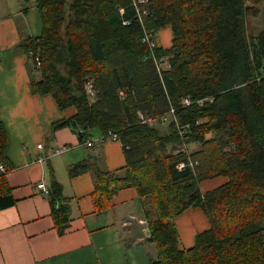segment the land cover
Returning a JSON list of instances; mask_svg holds the SVG:
<instances>
[{"label":"trees","instance_id":"obj_1","mask_svg":"<svg viewBox=\"0 0 264 264\" xmlns=\"http://www.w3.org/2000/svg\"><path fill=\"white\" fill-rule=\"evenodd\" d=\"M261 5L264 0H35L41 31L17 45L40 60L37 66L29 57L30 90L51 93L60 109L74 107L71 117L52 123V132L71 127L80 143L84 136L117 134L123 167L104 171L84 160L69 173L94 171L95 212L118 189L136 190L156 248L147 264H264V26L254 33L246 26ZM163 27L171 29V45L151 50L144 35L156 39ZM161 57L167 65L157 69ZM6 144L0 122V163ZM4 174L0 209L14 202L2 190ZM210 179L223 181L202 192L201 182ZM48 191L63 233L67 199L55 180ZM188 208H199L208 227L181 247L175 218Z\"/></svg>","mask_w":264,"mask_h":264},{"label":"crops","instance_id":"obj_2","mask_svg":"<svg viewBox=\"0 0 264 264\" xmlns=\"http://www.w3.org/2000/svg\"><path fill=\"white\" fill-rule=\"evenodd\" d=\"M31 13L34 19L38 15L35 0L0 2V122L7 136L3 163L10 168L1 187L14 200L0 209V264H147L156 256V248L149 240L145 208L136 190L118 189L110 205L95 212L91 198L94 171L69 173L73 164L84 160L93 168L119 170L125 164L120 142L107 139L85 146L71 127L52 132V123L71 117L74 107L60 109L51 93L30 90L31 62L17 45L40 33V20L36 26L29 23ZM171 38L170 27H163L157 32L156 44L168 48ZM61 146L70 150L64 156L53 155ZM39 156L45 159L36 161ZM53 180L59 183L70 211L63 233L54 225L49 195L38 186L43 183L49 190ZM222 181L204 180L200 188L205 192ZM187 213L200 215L203 228L192 235L190 226L188 239L193 243L186 246L179 218H175L181 247L192 246L195 235L208 227L199 208H188L178 216Z\"/></svg>","mask_w":264,"mask_h":264},{"label":"built area","instance_id":"obj_3","mask_svg":"<svg viewBox=\"0 0 264 264\" xmlns=\"http://www.w3.org/2000/svg\"><path fill=\"white\" fill-rule=\"evenodd\" d=\"M135 2H138V3H142L144 2V0H135ZM139 11V10H137ZM143 14H147V11L146 10H143L142 11ZM155 35H153L152 33H146L144 35V38H143V42L146 43L148 45V47L152 50L156 47V40H155ZM27 55L31 58L34 59V62L37 66H39L40 64V60H39V57L37 55L34 54V52L32 50H28L27 52ZM156 66H157V69H161L163 68L162 66L164 64L167 65V59L166 58H163L161 57L160 59L156 60ZM86 89L87 91L90 93V94H93V89H92V84L91 82H88L86 84ZM184 103L188 104L189 103V99L188 98H185L184 99ZM170 113H173V109L170 110ZM139 116L141 118H143L142 114H139ZM148 121H151L150 119ZM84 141L82 143H80L81 145H85V146H92L93 144L95 143H103L105 140L107 139H111V140H118V137H117V134L112 132V131H108L106 134H103V135H99L97 138H94V137H91V136H84ZM38 148L41 147V144H38L37 145ZM70 150V147L68 146H61V147H58L57 149H55L53 151V155H60V154H64L66 153L67 151ZM45 158L43 156H39L37 158L36 161L40 162V161H43ZM10 171V168L5 166L3 163H0V173H6ZM38 186L40 188H42V190L44 191L45 194H48V188L43 184V183H40L38 184Z\"/></svg>","mask_w":264,"mask_h":264},{"label":"rangeland","instance_id":"obj_4","mask_svg":"<svg viewBox=\"0 0 264 264\" xmlns=\"http://www.w3.org/2000/svg\"><path fill=\"white\" fill-rule=\"evenodd\" d=\"M0 2H3V0H0ZM39 22V19H38V15H36V18L34 19L33 18V14L31 13L30 15V18H29V23L30 25H38ZM40 25V23H39ZM246 26H247V31L248 33H254V32H257L259 31L263 26H264V6L261 5L260 6V13L258 14L257 17L255 18H250L248 17L246 19ZM38 29V28H37ZM40 31H41V25H40ZM162 67H166V64H164ZM34 76L37 77V73L34 72ZM164 129L166 127H163ZM197 148L198 145H193L191 146V148L189 147V149H191V151L193 150V148ZM65 154L63 155H59V156H64ZM148 208L149 207H152L151 205L147 206ZM152 211H153V207L151 208ZM182 216V215H181ZM181 216H177L176 218L178 219L179 218V229H180V232H181V235H182V238H183V243L188 246L190 245L192 242V240H189L188 238H190V226L192 227V235L193 233L195 232V230H201L203 228V224H202V219H201V216L198 215V214H192V213H187L186 215H183V217ZM181 218V219H180ZM192 237V236H191Z\"/></svg>","mask_w":264,"mask_h":264}]
</instances>
